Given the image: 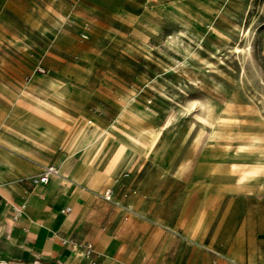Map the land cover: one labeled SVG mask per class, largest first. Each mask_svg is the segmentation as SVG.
<instances>
[{
  "label": "rangeland",
  "instance_id": "1",
  "mask_svg": "<svg viewBox=\"0 0 264 264\" xmlns=\"http://www.w3.org/2000/svg\"><path fill=\"white\" fill-rule=\"evenodd\" d=\"M40 75L81 93L63 109L74 121L151 129L109 186L113 205H134L122 204L124 220L140 221L142 239L201 222L205 241L208 208L232 202L239 227L264 201L233 183L264 155V0H0V104L11 105L4 93L44 101Z\"/></svg>",
  "mask_w": 264,
  "mask_h": 264
},
{
  "label": "crops",
  "instance_id": "2",
  "mask_svg": "<svg viewBox=\"0 0 264 264\" xmlns=\"http://www.w3.org/2000/svg\"><path fill=\"white\" fill-rule=\"evenodd\" d=\"M38 80L44 101L24 93H4L11 105L0 104V264H90L73 255L61 237L91 244L98 264H264V201L250 203V222L239 227L232 224L236 218L232 202L214 212L208 208L203 218L210 220L205 241L201 222L182 233L173 230L180 236L157 240L158 232L151 230L142 239L136 227L140 221L126 222L125 207L113 205L102 194L131 153L121 141L143 153L154 140L151 129L124 121L127 128L122 133V121L105 123L84 114L74 121L63 109L73 98L82 101L81 93H75L70 84L61 88L46 76ZM62 91L68 100L62 99ZM60 128L66 133L60 134ZM56 146L62 151L55 161L38 152ZM74 156L69 173H64ZM47 162L56 165L58 173L49 183L34 186L30 177ZM246 168H256L255 176L246 185H238L235 178L234 185L264 196V155ZM23 203L22 216L14 220L13 206ZM120 203L134 210L129 200ZM189 209L182 207L175 221L166 217L164 222L174 225L182 211ZM239 243L241 252L230 251Z\"/></svg>",
  "mask_w": 264,
  "mask_h": 264
},
{
  "label": "built area",
  "instance_id": "3",
  "mask_svg": "<svg viewBox=\"0 0 264 264\" xmlns=\"http://www.w3.org/2000/svg\"><path fill=\"white\" fill-rule=\"evenodd\" d=\"M56 173H58V167L53 164H48L43 168L42 171H40L35 175H32L30 177V180L34 186L39 184H47L51 180L52 176ZM113 194H114L113 189L108 188L103 194V197L107 201L115 202ZM25 206H26L25 203L13 206L12 217L14 220H18L22 216ZM67 209L70 208L68 207ZM60 240L63 244L69 246L70 251L73 255L87 259L90 262V264H98L93 257L94 248L91 244H79L76 241H73L66 237H61ZM1 264H7V261H2Z\"/></svg>",
  "mask_w": 264,
  "mask_h": 264
},
{
  "label": "bare ground",
  "instance_id": "4",
  "mask_svg": "<svg viewBox=\"0 0 264 264\" xmlns=\"http://www.w3.org/2000/svg\"><path fill=\"white\" fill-rule=\"evenodd\" d=\"M61 94V97H62V99H64V100H68V98H66L65 97V95H64V92L62 91V92H60ZM33 119V118H32ZM118 121H123L121 118H118L117 120H116V122H118ZM88 122H91V121H88ZM47 128V127H46ZM50 131H52V130H50ZM26 135V134H25ZM31 135V134H30ZM28 136V135H27ZM33 137V136H32ZM35 138V137H34ZM33 138V139H34ZM42 140V139H41ZM43 143V142H42ZM121 143L125 146V147H127V149L128 150H133V151H137L132 145H130V144H128L127 142H124V141H121ZM256 145V144H255ZM64 153V152H63ZM64 155V154H63ZM64 158V157H63ZM63 162V161H62ZM255 171H256V168H246V169H244L243 170V172L241 173V174H239L237 177H236V183L238 184V185H246V184H248L250 181H251V179L255 176L254 175V173H255ZM57 174V173H56ZM263 185H264V181H263ZM110 188V187H109ZM105 193V192H104ZM102 196H103V194H102ZM121 206H123L120 202H118ZM193 232V231H192ZM153 234V233H152ZM189 236V235H188ZM153 237V236H152ZM148 238V237H147Z\"/></svg>",
  "mask_w": 264,
  "mask_h": 264
}]
</instances>
